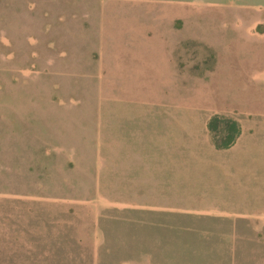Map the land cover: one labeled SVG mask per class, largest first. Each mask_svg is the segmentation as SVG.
Listing matches in <instances>:
<instances>
[{
    "label": "rangeland",
    "instance_id": "obj_1",
    "mask_svg": "<svg viewBox=\"0 0 264 264\" xmlns=\"http://www.w3.org/2000/svg\"><path fill=\"white\" fill-rule=\"evenodd\" d=\"M0 264H264V0H0Z\"/></svg>",
    "mask_w": 264,
    "mask_h": 264
}]
</instances>
